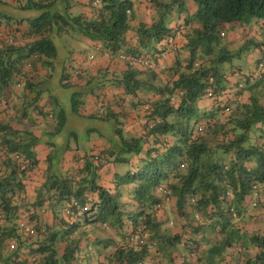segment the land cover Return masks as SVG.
I'll list each match as a JSON object with an SVG mask.
<instances>
[{"label":"trees","instance_id":"1","mask_svg":"<svg viewBox=\"0 0 264 264\" xmlns=\"http://www.w3.org/2000/svg\"><path fill=\"white\" fill-rule=\"evenodd\" d=\"M145 1L139 19L141 0H0V35L8 39L0 45L2 112L15 108L6 98L13 84L36 92L20 108L23 128L0 123V264H264V233L243 225L247 211L264 210V141L249 144L254 127L264 134V87L251 84L264 80V61L234 84L239 69L228 75L221 67L240 57L236 40L223 43L224 27L246 17L264 26V0ZM63 34L80 35L124 69L92 76L88 67L71 68L72 85L60 73L63 88H81L74 113L110 123L113 135L88 129L98 139L88 151L67 146L60 168L52 138L63 133L67 113L35 81L39 69L54 67V38ZM89 56L83 64L96 60ZM48 120L50 131L42 127ZM66 154L77 167H67ZM46 215L53 223L43 222ZM95 223L99 238L76 235Z\"/></svg>","mask_w":264,"mask_h":264},{"label":"rangeland","instance_id":"2","mask_svg":"<svg viewBox=\"0 0 264 264\" xmlns=\"http://www.w3.org/2000/svg\"><path fill=\"white\" fill-rule=\"evenodd\" d=\"M78 9L76 8L75 11ZM10 11V9H9ZM12 12H14L12 10ZM15 13V12H14ZM20 16H26V12H19L15 13ZM261 20L255 18V17H246L242 21H239L238 23H235L234 26L232 24H227L224 27V32L227 34L226 39H223V43L226 44L227 41H230V39L234 40V35L238 39H236V42L234 43V51L236 54L240 52V57H236L232 62L224 63L221 65L222 69H224L226 74L231 75L230 72H232L233 68H238L239 73H235L236 77L238 78V74L241 75H248L254 74V63H256L258 60L264 61V26H262ZM75 40L72 39V36L69 34H63L60 37L54 38L56 47L58 49V59L54 60V67L45 69L47 74L49 75L46 78V83L48 84V90L45 92L44 97L48 98L51 95L57 98V100H60L61 102V108H63L67 113L68 123L66 125V128L64 129L63 133L58 137H53L52 142L56 145L57 150L55 154V161L54 165L57 167H63L64 165L61 164V157L63 155V152L65 151L66 147L69 146V149L75 150L77 147H82L88 151L87 147L89 146L88 141L92 142V140L98 139V135L89 136L88 129H99L104 132V135L108 134L109 138H111L113 135L111 134V126L110 123H104L98 119H83L77 116L74 113L73 109V94L74 92H81V88L72 86L71 88H63L61 86L62 77L60 79V73L63 72V76H67V81L71 82V85L74 83L72 80L74 78V73L71 70V57L73 53L78 52V48L81 47L82 38L80 35L74 36ZM248 42H252L253 45L249 49H245L244 45ZM81 51H83V55L85 58H88L89 54L92 53L99 58L97 55H99L95 50L92 49V47L83 48ZM85 53L87 56H85ZM86 64H89L88 61H86ZM234 70V69H233ZM263 71V70H262ZM264 72V71H263ZM235 76V75H233ZM40 79V78H39ZM42 81V80H41ZM65 81V82H67ZM36 83V81H35ZM256 83L261 87H264V80L262 81H251V84ZM23 93L24 91L21 90ZM29 93V100L36 96V92H30ZM261 99V98H260ZM28 100V101H29ZM82 109V108H81ZM31 113L32 111L29 110ZM6 123V122H5ZM258 127V126H257ZM257 127H254L250 133V143L249 144H255L257 141H264V134L258 132L256 129ZM76 131L79 136V140H76L74 137L70 136L71 131ZM80 146H79V145ZM69 151L67 153H71L72 151ZM68 155V154H66ZM126 169L129 168V165L125 166ZM64 173V172H63ZM171 226V225H170ZM171 229H179L180 227L178 224L174 223V225L171 226ZM170 228V227H169ZM103 232V229L101 228V225L99 223L95 224H89L87 226L81 227L76 235L78 237H82L84 239H91L95 240L101 236ZM175 231H173L174 233ZM179 232V231H178ZM240 236H239V235ZM236 235L237 241L241 242L242 234L238 232ZM76 236V237H77ZM183 246V242H182ZM226 257V255H225ZM182 263L185 261L181 260ZM179 260L177 263H181Z\"/></svg>","mask_w":264,"mask_h":264},{"label":"crops","instance_id":"3","mask_svg":"<svg viewBox=\"0 0 264 264\" xmlns=\"http://www.w3.org/2000/svg\"><path fill=\"white\" fill-rule=\"evenodd\" d=\"M134 3H138V1L140 0H133ZM142 3L138 5V8H139V19H143V14L146 12V1L145 0H141ZM14 10V9H12ZM16 12V10H14ZM236 36H238L237 34L234 35V40L238 39ZM18 38L22 39L21 38V35L19 36L18 35ZM179 39V38H178ZM8 42V39L6 38L4 40V38L2 37V35H0V45L1 43L2 44H6ZM179 42H181V40H179ZM18 43V42H16ZM81 47L78 48V52H75L73 53L72 57H71V62H72V65H71V68L73 70H76V69H81V71H85L84 67H88L90 68V70L88 71L92 76L95 75V73L97 72V69L98 68H108L109 71H112V70H116V69H124V65L121 63V64H117L114 62V64L111 63V60L108 59L107 56H101L97 59L96 57V60L93 62V64H83L82 62L85 60V57L83 55V51H81L83 48H88V47H91L90 46V41H87L86 39L83 40L82 39V42H81ZM90 57V56H89ZM164 58H165V64L167 65H170L173 60H174V53H170V52H166L164 54ZM84 59V60H83ZM83 60V61H82ZM254 66H255V63H254ZM87 71V70H86ZM85 72H82L81 74L84 75ZM47 72L43 69H39V71L37 72V80H36V83L39 84L38 86V90L40 91H43L45 89L48 88V84L46 83V81L44 82L43 80L45 78H47ZM40 78V79H39ZM75 77L72 79L74 80ZM232 82V84H234V82L236 81V78L235 76H231V78H229ZM42 80V81H41ZM81 85H83V83H80ZM231 84V85H232ZM37 88V87H36ZM22 87L21 88H18L15 84L12 85V87L6 92L8 95L6 96V98H8V101L13 104L15 106L14 109H12L10 111L9 114H7V112H2L3 109L0 108V123H4V122H10L13 126H20V127H24V124L21 123L20 121H22L21 119V107L23 104H25V99L28 101V97H29V93L28 92H22ZM9 92V93H8ZM27 93V94H26ZM10 94V95H9ZM248 94L244 95V102H245V99L248 98ZM4 100L3 102H7L5 100V97H0V101ZM91 100V99H90ZM88 101V109L91 108L90 105H92V100L91 101ZM46 102L45 99L43 100V103ZM209 104V103H208ZM4 105V104H3ZM204 106V105H203ZM209 106V105H208ZM25 124V120L23 121ZM42 127L44 129H46L47 131H50L52 129V123L51 121H43L42 122ZM40 131V129H39ZM48 150L44 151V154L43 156L45 157L46 154H47ZM43 153V152H42ZM74 157V154H68L67 155V159H68V162H67V167L68 166H71V167H77V165H75V163H73L72 161V158ZM71 161V162H70ZM137 162V161H136ZM134 165L136 166L137 163L134 162ZM142 163H140L138 166H141ZM120 171H128L130 168L126 169V168H123V167H119L118 168ZM103 179H104V183L108 184L109 185V181H111V176L108 174V173H103ZM35 185V184H33ZM111 186V185H110ZM33 187V186H32ZM30 188V193L28 194V202L30 204L34 203V194H33V188ZM126 201V199L124 200ZM261 214H264V210H250V211H247V214L245 215V218H244V228L246 230H248L249 232H257V231H260L261 233H264V218H260V215ZM43 222H46V223H53L52 221V215L50 216H45L44 217V221ZM243 227V226H242ZM105 234V233H104ZM106 235V234H105ZM258 250L255 249L253 251H250V256H253ZM249 256V257H250ZM102 259V258H101Z\"/></svg>","mask_w":264,"mask_h":264},{"label":"built area","instance_id":"4","mask_svg":"<svg viewBox=\"0 0 264 264\" xmlns=\"http://www.w3.org/2000/svg\"><path fill=\"white\" fill-rule=\"evenodd\" d=\"M11 44H12V43H11V41H10V45H11ZM142 64L145 65V66L147 65V66H149V67H152V65L149 64V63H147V61L142 62ZM262 68H263L262 65L259 64L258 69L262 71ZM259 74H260V73H259ZM17 87L19 88V87H20V84H18ZM259 196H260V195H259L258 192L254 193V200H255L254 203H253L254 206H256V204H257V203H256V199H258ZM20 227L24 229V233H25V234H28V235H32V234H33V231H32L29 227L25 226L24 224L21 223V224H20ZM13 247H14V246H12V248H13Z\"/></svg>","mask_w":264,"mask_h":264},{"label":"clouds","instance_id":"5","mask_svg":"<svg viewBox=\"0 0 264 264\" xmlns=\"http://www.w3.org/2000/svg\"><path fill=\"white\" fill-rule=\"evenodd\" d=\"M151 262H153V260Z\"/></svg>","mask_w":264,"mask_h":264}]
</instances>
